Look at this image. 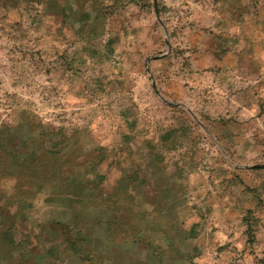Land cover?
<instances>
[{"label": "rangeland", "instance_id": "374dc122", "mask_svg": "<svg viewBox=\"0 0 264 264\" xmlns=\"http://www.w3.org/2000/svg\"><path fill=\"white\" fill-rule=\"evenodd\" d=\"M95 141L199 177L188 264H264V0H0V195Z\"/></svg>", "mask_w": 264, "mask_h": 264}, {"label": "crops", "instance_id": "0c3cea01", "mask_svg": "<svg viewBox=\"0 0 264 264\" xmlns=\"http://www.w3.org/2000/svg\"><path fill=\"white\" fill-rule=\"evenodd\" d=\"M150 152L95 141L72 173L3 187L0 264H188L199 177Z\"/></svg>", "mask_w": 264, "mask_h": 264}]
</instances>
